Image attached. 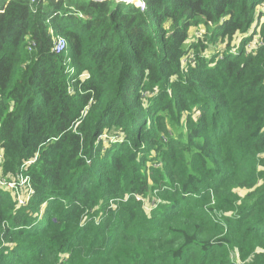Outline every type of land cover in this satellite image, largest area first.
Segmentation results:
<instances>
[{
    "label": "trees",
    "instance_id": "trees-1",
    "mask_svg": "<svg viewBox=\"0 0 264 264\" xmlns=\"http://www.w3.org/2000/svg\"><path fill=\"white\" fill-rule=\"evenodd\" d=\"M143 2L0 0V264H264V0Z\"/></svg>",
    "mask_w": 264,
    "mask_h": 264
},
{
    "label": "built area",
    "instance_id": "built-area-1",
    "mask_svg": "<svg viewBox=\"0 0 264 264\" xmlns=\"http://www.w3.org/2000/svg\"><path fill=\"white\" fill-rule=\"evenodd\" d=\"M36 1V0H32ZM116 1H126L127 3H134L137 6H144L143 0H116ZM73 11L75 14L79 15L80 17H85V14L76 11V9L73 8ZM54 50L58 53H61L66 50L67 48V41L62 36H57L54 38ZM249 49H252V46H248ZM255 47V45H254ZM69 71L73 72V69H69ZM72 91V89H70ZM34 162V160L29 161V163ZM28 163V162H27ZM20 183H17L16 181H8L5 178H0V185L7 186L10 189L14 190V193L17 197L19 205H26L30 199V196L33 194V187L30 184L29 178L27 175L22 172L19 176Z\"/></svg>",
    "mask_w": 264,
    "mask_h": 264
},
{
    "label": "rangeland",
    "instance_id": "rangeland-1",
    "mask_svg": "<svg viewBox=\"0 0 264 264\" xmlns=\"http://www.w3.org/2000/svg\"><path fill=\"white\" fill-rule=\"evenodd\" d=\"M198 32V31H197ZM243 193V191H242ZM146 208L148 209L149 208V204H148V201H146V204H145Z\"/></svg>",
    "mask_w": 264,
    "mask_h": 264
}]
</instances>
